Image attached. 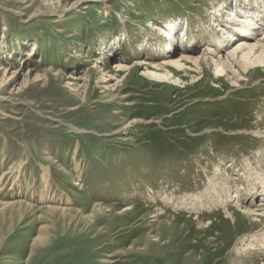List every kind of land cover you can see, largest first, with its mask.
Wrapping results in <instances>:
<instances>
[{"label": "rangeland", "instance_id": "374dc122", "mask_svg": "<svg viewBox=\"0 0 264 264\" xmlns=\"http://www.w3.org/2000/svg\"><path fill=\"white\" fill-rule=\"evenodd\" d=\"M237 1L0 0V68L10 69H0V200L20 204L0 206V264H264L261 242L237 244L261 226L235 207L264 201V190L254 194L264 183V69L240 88L213 80L207 66L188 72L182 88L151 85L145 67L118 92L98 83L101 74L123 77L113 70L119 58L161 60L162 48L153 50L163 41L145 31L149 22H177L195 55L216 49L213 12L235 3L242 14L264 10L258 0ZM251 171L262 180H250ZM216 172L241 201L189 211L205 188L202 199L224 195L208 182Z\"/></svg>", "mask_w": 264, "mask_h": 264}, {"label": "bare ground", "instance_id": "6f19581e", "mask_svg": "<svg viewBox=\"0 0 264 264\" xmlns=\"http://www.w3.org/2000/svg\"><path fill=\"white\" fill-rule=\"evenodd\" d=\"M258 1L261 2L262 5H264V3H263L264 0H258ZM244 2H246V1H244ZM244 2H243L244 6L246 5V6L250 7L249 3L244 4ZM238 4L235 3V5L233 4L232 7H230L229 4L226 5L227 7L222 6V8L218 10L219 11L218 14L216 13L214 15V12H213V14L210 15L211 19H213L211 21H214V23L212 25H210V27L211 26L212 27L213 26L219 27L215 31L217 33L220 32L219 37H220V40H222L220 42L218 40V35L216 36L217 39H215V40H217L216 42H218L216 49L213 47L211 48V47H209L210 45H208V47H207L208 49L207 48L204 49V51L201 55H195L196 50H195L193 44H191L194 42H190L189 45H185V42H187L188 39H187V41L184 40L185 39L184 33L182 32L181 26H180L181 30H179L178 26H176L177 22L176 23L173 22V24H169L170 26L167 24L163 25V24H160L158 22H149L147 24V27L145 28L147 30H145V31L149 32V33L154 32V34L159 35V37L162 39L161 41H163V47H160L158 49L156 47L155 48L153 47L154 50L152 49L153 51L156 52L157 50L162 48L160 50V53H159V54H161V60L159 59V61L158 60H155V61L149 60L148 61L146 59L145 60L144 59H138V61H135L133 66H130L125 62V60L123 58H119V60L116 63H114L113 70H115L114 71L115 74H120V73L123 74V77H120V75H119V77L114 76L113 74L110 76H104L101 74V76H99L98 83L103 84V89L105 90V92H113L114 93L119 89V87H123L124 83H127L128 78L130 77L131 74L134 73L135 70H137L138 68L145 67V69L141 73V77H143L148 82H150L151 85H153V86H155V85L168 86L169 85L171 87L182 88V86L180 84H182L184 77H188V74H189L188 72H199L198 74L200 76V71L203 68L202 66H207V67L212 68L213 80L218 81L221 78H226L228 80L230 86H232L233 88H240L241 87L240 82L246 81V79L244 78L245 75H249V73H251V72L253 73L254 71H256V69H259V68L264 69V10L263 11H261V10L257 11V10H254L253 8H251L254 10V11H250L252 13H245V11H244L242 14L241 11L244 7L240 5V8L242 7V9H240ZM224 14H225V18H223ZM178 22H181V21H178ZM218 23H220V24H218ZM178 25H179V23H178ZM258 32H261V35H260L261 37H259V39L256 42H252L254 35ZM179 35L182 36V37H180V39H178ZM214 35H216V33L213 34V36ZM235 40H236V42L233 45L235 48L230 50V51L228 50L227 56H224V54L222 55V53L225 52V50H227L228 47H230V45ZM213 41L214 40H212V41L209 40V43L213 42ZM125 42H126V39H124L122 42L121 41L119 42V40H118L117 45L116 46L114 45V47H117L120 50L121 49L120 47L122 45H124ZM148 42H152V41H150L149 37H148L147 42L145 44H143L142 46H140L141 51H144L146 49L147 44H149ZM110 48L111 49L108 50L109 52L111 50H113V45H111ZM105 56H107V54H104L102 58H105ZM102 61H103V59L96 58L95 65L97 66L98 64H102L103 63ZM0 65H3V64L0 63ZM95 68L97 69V71H99V69H100L99 66H97ZM1 70L4 71V74L5 73L7 74L10 72V69L7 67H5L4 69H1ZM11 71H12V69H11ZM100 72H97V73L100 75ZM28 73L32 74L31 68H28ZM103 73H105V72H103ZM41 77H42L41 75L36 74L33 81H35V82L41 81L43 79V78L41 79ZM202 78L203 77L201 76V79ZM72 79L73 80H82L78 77H75V78L73 77ZM198 80L199 79H197V81ZM111 81H117L119 84L118 88L113 89L114 86H110ZM70 85H73V84H71V82H70ZM161 88L163 89V87H161ZM73 91H75V89ZM108 97L113 98L116 96H113V94L111 93L109 96H107V98ZM124 98H126V96L122 97V99H124ZM133 123H137V121H132V122H130V124L128 123L127 125H125V127H128V126L131 127L132 126L131 124H133ZM257 132H259V131H257ZM253 135H257V134L253 133ZM258 153H260V152H258ZM263 153H264V151H263ZM258 158H261L264 162V155H262V154L258 155ZM254 167L256 168V166H254ZM258 174L259 173H257V172L256 173L252 172V174L249 175L250 180L254 179V178H258V180H262ZM6 175L7 174H3V177L5 178ZM218 176H220V178ZM224 179H225L224 176L218 174L217 172L214 174L213 178L212 177L208 178V182H210L213 185L214 190H216L217 192L223 193L224 194L223 196L217 197V198H210L209 197L210 195H209L208 199H202V195L207 192V188H205L203 192L201 191L202 194L200 193V195L197 197V207L196 208H192L189 206H188L189 208H187V206H185V207L187 209H189V211H191V212L198 213L202 209H210L214 206L216 207L218 204H221V205L222 204H228V203H230L231 198H236L237 201H241L240 200L241 197L239 196L240 195L239 189L235 190L236 195H234L232 197L228 196V191L233 190L234 185H232V183L230 185H228L227 183L224 182ZM236 180H237V178H235V181ZM50 181H51L50 177L47 174L41 175V179H40L41 184H46V183L48 184ZM0 183H1V181H0ZM74 183H75V187H78V188L82 187V185L79 184L78 181H75ZM1 185H2V183H1ZM251 185H252V183H251ZM254 187H256V185L253 184V188ZM259 188L261 190V192H259V194H257L258 192L256 193V191L254 189V194H255V196L259 195L258 197H260V195H261L260 193H262V191L264 190V183L260 184ZM252 192L253 191L251 190V193ZM42 194H43V197L45 195L47 196V193L45 191L42 192ZM190 201H192V199H190ZM259 202L260 203L257 207L254 206L253 203L251 204L250 202L247 205H244L243 207L241 206L242 202H235L236 203L235 207H237L236 208L237 211L242 213L243 216H245V217L254 218L255 221L259 222V224H260L259 226H261V229L258 230L259 232L249 233V234L244 235L241 239L238 238L237 244H240L241 248L248 250L251 247H253L254 245L257 246L258 243L261 242L259 244V246L261 248H259L258 250L259 251L262 250L261 252L264 253V201H259ZM17 203L14 201L13 202H11V201L1 202V200H0V206H3V208H10V211L14 210V206L20 205ZM172 204H173V202H172ZM184 204L185 203H177V205H175V208H177V206L184 207ZM213 204H215V205H213ZM206 207H208V208H206ZM132 210H133L132 207H128V208H125L122 212H119V214L122 215L123 213H128L129 211H132ZM15 211H16V208H15ZM222 214L224 215L223 217L225 220L230 219V221L235 225L236 218L232 212H229L228 209L224 208ZM199 217L200 216H198L195 219H196L198 224H202L200 222V220H198ZM207 224L212 225L210 220H207ZM226 227H228V226H226ZM152 241L154 243H156L158 241V239L153 238Z\"/></svg>", "mask_w": 264, "mask_h": 264}]
</instances>
